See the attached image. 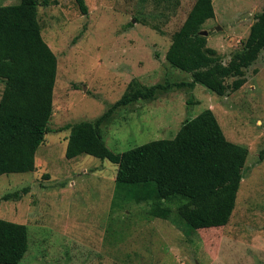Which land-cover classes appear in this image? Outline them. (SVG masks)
<instances>
[{
  "label": "rangeland",
  "instance_id": "374dc122",
  "mask_svg": "<svg viewBox=\"0 0 264 264\" xmlns=\"http://www.w3.org/2000/svg\"><path fill=\"white\" fill-rule=\"evenodd\" d=\"M39 0L42 36L57 56L51 133L36 171L0 176V219L26 225L29 250L19 264H264V53L246 84L221 97L166 60L172 35L196 0ZM202 27L224 64L240 52L264 0H212ZM19 0H0V6ZM254 17V18H253ZM234 79L228 80L231 84ZM188 84L183 88L176 84ZM162 85L155 97L117 109L101 129L120 154L174 139L183 124L211 109L226 138L248 148L236 207L225 227L192 231L175 206L172 220L150 204L116 195L118 166L65 157L66 125L95 121L131 89ZM5 81L0 79V100ZM115 204V206H114ZM175 222V223H174Z\"/></svg>",
  "mask_w": 264,
  "mask_h": 264
},
{
  "label": "trees",
  "instance_id": "16d2710c",
  "mask_svg": "<svg viewBox=\"0 0 264 264\" xmlns=\"http://www.w3.org/2000/svg\"><path fill=\"white\" fill-rule=\"evenodd\" d=\"M75 1L87 15L85 0ZM39 5V0H19L0 6V79L5 81L0 100V176L36 171L37 151L52 132L58 60L42 36ZM179 5L177 0L174 6ZM214 18L213 1L196 0L172 35L166 60L190 73L191 85L202 84L223 97L246 84V70L264 53V7L256 14L242 50L228 64L200 34ZM230 79H234L231 84ZM158 90L163 86L131 89L95 121L66 125L60 130L70 131L65 157L88 155L117 165L118 198L148 202L154 218L173 221L171 206H175L179 219L192 231L225 227L236 207L249 151L226 138L211 109L187 120L174 139L120 154L105 144L101 127L114 112L141 99H153ZM260 159L264 160V149ZM11 198H19V192L7 194L0 202ZM29 243L26 225L0 219V264H19Z\"/></svg>",
  "mask_w": 264,
  "mask_h": 264
},
{
  "label": "water",
  "instance_id": "95a60500",
  "mask_svg": "<svg viewBox=\"0 0 264 264\" xmlns=\"http://www.w3.org/2000/svg\"><path fill=\"white\" fill-rule=\"evenodd\" d=\"M200 34L205 37H208L210 35V33H208L207 31H202Z\"/></svg>",
  "mask_w": 264,
  "mask_h": 264
},
{
  "label": "crops",
  "instance_id": "0c3cea01",
  "mask_svg": "<svg viewBox=\"0 0 264 264\" xmlns=\"http://www.w3.org/2000/svg\"><path fill=\"white\" fill-rule=\"evenodd\" d=\"M215 17H216V14H215Z\"/></svg>",
  "mask_w": 264,
  "mask_h": 264
}]
</instances>
